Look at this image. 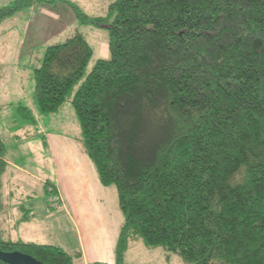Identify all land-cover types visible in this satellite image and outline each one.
I'll use <instances>...</instances> for the list:
<instances>
[{
	"label": "trees",
	"instance_id": "1",
	"mask_svg": "<svg viewBox=\"0 0 264 264\" xmlns=\"http://www.w3.org/2000/svg\"><path fill=\"white\" fill-rule=\"evenodd\" d=\"M38 1L0 6V23ZM68 4L107 28L110 56L87 72L94 50L79 31L47 46L33 97L43 115L70 102L100 182L116 188L115 264L139 239L187 264H264V0H113L104 16ZM6 151L0 135V206ZM0 250L76 264L1 226Z\"/></svg>",
	"mask_w": 264,
	"mask_h": 264
},
{
	"label": "rangeland",
	"instance_id": "2",
	"mask_svg": "<svg viewBox=\"0 0 264 264\" xmlns=\"http://www.w3.org/2000/svg\"><path fill=\"white\" fill-rule=\"evenodd\" d=\"M14 0H0V6L9 5ZM113 0H42L36 5L25 8L14 16L6 19L0 24V100L11 99V101L26 102L21 94L23 91L29 95V99L34 101L32 88L34 87L33 69L39 65L47 46L60 43L79 31L84 34L94 50L93 57L87 67V72L91 70L97 59H106L110 56L108 50V30L104 26L82 25L76 17L74 9L68 2L79 5L83 11L91 16H104L107 14L108 6ZM49 14V15H47ZM14 25L15 28H11ZM10 32H13L12 36ZM15 34V35H14ZM11 37V38H10ZM16 51L19 55V72L22 76V86L16 82L13 73L16 60ZM31 52V56L27 55ZM108 53L105 56V53ZM18 58V57H17ZM2 64V66H1ZM25 65L29 66L28 68ZM31 89V90H30ZM23 92V93H24ZM27 97V96H25ZM25 105V104H23ZM18 104L5 110L7 120L0 119V135L6 144V157L19 165L33 167V161L39 160L41 170L50 165L54 167L53 160L49 157L47 149L42 147L39 137L32 138L30 143L17 142L11 137L12 133L17 132V127L27 124L33 127L34 131H52L50 134L66 133L76 137V131L80 135L81 129L74 113V110L67 102L57 113L50 115H38L33 111L35 122L25 121L17 113ZM35 106V103H34ZM13 108V110H11ZM17 113V117L13 114ZM16 141V142H15ZM76 143L82 146L81 141ZM30 148V150H26ZM83 151V149H82ZM84 152V151H83ZM86 153V152H85ZM37 155L36 158H34ZM27 156H29L27 158ZM88 156V155H87ZM34 158V159H33ZM38 167V168H39ZM34 167L32 169H35ZM42 174V172H40ZM45 174V173H44ZM56 171L53 168L49 174L50 178L56 180ZM45 176V175H44ZM115 200L118 206L117 191L114 186ZM34 193L32 198L23 200L24 204L32 208V221L18 227L15 233L21 237L30 238L37 243L60 245L64 250L71 252V247L75 244V232L72 231L70 223L65 216L60 213L62 208L52 206L50 197L45 196L43 183L36 182L32 186ZM58 194V191L56 192ZM59 195V194H58ZM51 213L50 218L46 217V212ZM25 211L22 212V215ZM120 213V211H119ZM60 214V215H59ZM21 215V214H20ZM125 261L127 264H187L182 258L175 254L165 251L161 247H147L142 240H136L130 244L126 253Z\"/></svg>",
	"mask_w": 264,
	"mask_h": 264
},
{
	"label": "crops",
	"instance_id": "3",
	"mask_svg": "<svg viewBox=\"0 0 264 264\" xmlns=\"http://www.w3.org/2000/svg\"><path fill=\"white\" fill-rule=\"evenodd\" d=\"M11 28H15L14 25ZM12 34L13 32H10L11 36ZM22 53L23 51L17 55L16 51L18 58L16 57L13 73L17 74L16 82L24 90L23 78L19 72V55ZM27 55L31 56V52ZM107 55L106 52L105 56ZM25 67L29 66L25 65ZM4 74L6 73L4 72ZM4 74L0 76L2 79ZM0 83H3V80H0ZM33 88L30 89L32 94ZM23 92L21 94L26 100L24 103L20 100L16 103L11 99L0 100V119L7 120L8 117L4 112L15 104H25L32 112L34 111L37 115L40 113L35 101L28 98L27 91ZM17 113L13 114L17 117ZM50 133L52 131H34L32 126L24 124L17 127V132L11 134L13 139L23 143H30L32 138L39 137L42 147L47 149L55 166L47 165L41 170L39 167L41 159H38L33 161L35 165L32 168L37 167L35 168L37 170H34L26 166V163L19 165L6 157L8 166L2 178L3 198L0 206V226L4 236L13 240L21 239L26 242H34L30 238V234L25 237L24 233V236L21 237L15 233L19 229L18 227L30 223L31 216H34L32 208L27 207L23 200L32 198L31 194L34 193L32 186L36 182L43 183V191L47 198L44 187L46 182L50 181L58 191L63 203V212L60 214L65 216L72 231L76 234L75 244L71 247L73 249H70L71 252L67 251L74 256L76 264H95L96 262L115 264V247L123 221L115 200V192L111 186L102 185L96 168L85 153L83 146L76 143V140H80L81 132L78 136L79 133L76 131V137L66 133ZM26 150H30V148H26ZM36 157L37 155L34 158ZM53 168L57 173L55 181L49 176ZM23 211L25 213L22 215ZM25 215L26 219H24ZM45 215L50 218L51 213L47 211Z\"/></svg>",
	"mask_w": 264,
	"mask_h": 264
},
{
	"label": "water",
	"instance_id": "4",
	"mask_svg": "<svg viewBox=\"0 0 264 264\" xmlns=\"http://www.w3.org/2000/svg\"><path fill=\"white\" fill-rule=\"evenodd\" d=\"M0 260L8 264H45L33 256L19 251L4 252L0 250Z\"/></svg>",
	"mask_w": 264,
	"mask_h": 264
},
{
	"label": "built area",
	"instance_id": "5",
	"mask_svg": "<svg viewBox=\"0 0 264 264\" xmlns=\"http://www.w3.org/2000/svg\"><path fill=\"white\" fill-rule=\"evenodd\" d=\"M50 201L52 202V206H56L58 208L62 207V203H61V197L58 194H54L50 197Z\"/></svg>",
	"mask_w": 264,
	"mask_h": 264
}]
</instances>
